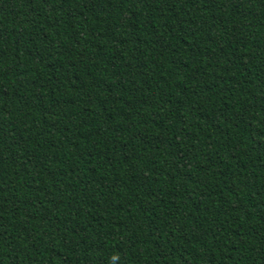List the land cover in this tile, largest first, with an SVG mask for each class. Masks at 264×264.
<instances>
[{"label": "trees", "instance_id": "obj_1", "mask_svg": "<svg viewBox=\"0 0 264 264\" xmlns=\"http://www.w3.org/2000/svg\"><path fill=\"white\" fill-rule=\"evenodd\" d=\"M0 264H264V0H0Z\"/></svg>", "mask_w": 264, "mask_h": 264}]
</instances>
